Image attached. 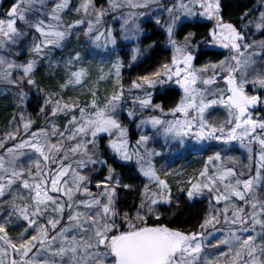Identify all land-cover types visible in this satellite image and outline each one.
I'll list each match as a JSON object with an SVG mask.
<instances>
[{
	"label": "snow or ice",
	"instance_id": "obj_1",
	"mask_svg": "<svg viewBox=\"0 0 264 264\" xmlns=\"http://www.w3.org/2000/svg\"><path fill=\"white\" fill-rule=\"evenodd\" d=\"M224 7L12 0L0 16V95L16 109L0 131V264H264V0L235 19ZM81 33L88 55L57 57ZM237 146L248 163L229 155ZM203 152L186 178L158 167ZM205 200L198 226H171Z\"/></svg>",
	"mask_w": 264,
	"mask_h": 264
},
{
	"label": "rangeland",
	"instance_id": "obj_2",
	"mask_svg": "<svg viewBox=\"0 0 264 264\" xmlns=\"http://www.w3.org/2000/svg\"><path fill=\"white\" fill-rule=\"evenodd\" d=\"M96 3L98 6L103 5V6H107V0H96ZM78 4V0H70V7L74 6ZM76 18V14L75 12H69L68 15L65 17V19L67 20H74ZM107 24L113 26L114 28H119V24H113L111 17L107 18ZM85 38L83 37L82 33L80 34V38L79 40H77L75 37H73L72 42L70 47L68 48L67 51L63 52L62 54L60 52H57V57L63 55L65 58L68 57L72 51L74 49H79L81 51V55H88V48L89 46L87 44L84 43ZM99 57H97L96 59H88L85 61L86 66L91 67L93 70H95V68L97 67L98 61H99ZM107 70V69H105ZM48 76V72L46 69H41L40 73H38L37 75V79H45V81L47 82L46 78ZM95 81V74H93V79L92 81H89V83H94ZM98 87L100 88L101 92H104L105 89H110L111 87V82L110 81H106V82H102L98 85ZM127 87V86H126ZM70 95H76V92H72L69 93ZM35 105V103H33ZM31 104V105H33ZM16 111L15 109V98L11 93H8L7 95H0V131L4 130L5 128H7L9 126V121L12 118V115L14 114V112ZM224 119V116H222V118L219 116V120ZM123 122L127 123V121L122 117ZM129 128H130V132H136V128L134 124H129ZM162 143V141H161ZM158 150H162L158 147ZM166 151V149H163ZM235 151V150H234ZM206 156H202L201 155H197L198 158V162L199 164L196 167L193 168H182V167H171L174 170H178L182 172L183 177H187L190 176L194 173H197L200 169L203 168L204 162L207 158V155H210L211 153H205ZM229 155H232L234 157H236L237 159L241 160L243 163H248L247 159H245L246 157V153L244 152L243 149H239V147L237 146L236 148V152L232 153L230 152ZM158 167L163 164L165 166H168L172 164V157L171 155H169V157L166 160L161 161L160 159H158ZM171 179V178H170ZM129 200H131V197H129ZM204 207H207V200H205L203 202Z\"/></svg>",
	"mask_w": 264,
	"mask_h": 264
},
{
	"label": "trees",
	"instance_id": "obj_3",
	"mask_svg": "<svg viewBox=\"0 0 264 264\" xmlns=\"http://www.w3.org/2000/svg\"><path fill=\"white\" fill-rule=\"evenodd\" d=\"M224 7V11L226 14V18L235 19L238 15H240L243 11H246L248 8L256 7L259 5V0H222ZM247 6V7H245ZM157 54L159 55V49L157 50ZM155 59V56L153 57ZM151 63V61H149ZM147 67V66H146ZM144 67V68H146ZM127 86V85H125ZM175 98V93L172 94L171 97L168 98L169 103L172 102ZM219 116H225L223 110L218 109L212 113L210 119L219 121ZM201 217V208L198 204L193 205L183 212L182 215L176 219V222L172 224L173 227L179 228H195L197 226V222ZM175 219V218H174Z\"/></svg>",
	"mask_w": 264,
	"mask_h": 264
},
{
	"label": "flooded vegetation",
	"instance_id": "obj_4",
	"mask_svg": "<svg viewBox=\"0 0 264 264\" xmlns=\"http://www.w3.org/2000/svg\"><path fill=\"white\" fill-rule=\"evenodd\" d=\"M11 3H12V0H0V16H2L3 13L10 7ZM161 41L163 43V38L162 37H161ZM168 55H169V53L161 52L160 49H159V56H160L161 59H164ZM211 59H214V57L211 54H209V56H206V57L202 58L201 63L204 62L205 60H211ZM146 66L147 65H143L140 68H136V69H133V70H125V72H124L125 79L129 80V79L135 78V76L137 74H139V72L143 71L144 67H146ZM178 99H179V96L177 94H175L174 100H178ZM157 102H159V101H157ZM172 102L169 103V106H171ZM34 108H35L34 104L33 105H29L28 111L32 112ZM173 151H175V149H173ZM235 152H236V150L232 151V153H235ZM205 153H208V152L193 153V154L185 155L183 157L172 156L171 155V157L173 159L171 167H173V168H175V167H182V168H184V167L185 168L196 167L199 164L197 155H201L202 156V154H203V156H206ZM195 204H198V206L201 208V217H200V219L197 222V226H198V223L201 221V219H202V217L204 215L205 207H204L203 203H195L194 202L193 205H195ZM189 229H194V228H191V227L184 228V230H189Z\"/></svg>",
	"mask_w": 264,
	"mask_h": 264
}]
</instances>
